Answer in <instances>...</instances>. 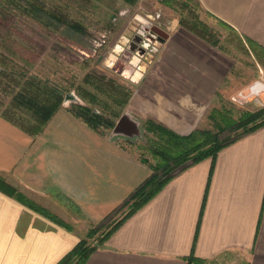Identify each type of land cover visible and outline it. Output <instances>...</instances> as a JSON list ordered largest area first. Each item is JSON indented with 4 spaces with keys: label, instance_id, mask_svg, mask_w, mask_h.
<instances>
[{
    "label": "crops",
    "instance_id": "obj_1",
    "mask_svg": "<svg viewBox=\"0 0 264 264\" xmlns=\"http://www.w3.org/2000/svg\"><path fill=\"white\" fill-rule=\"evenodd\" d=\"M197 1L264 50V0ZM135 36L123 37L121 52ZM163 45L147 95L132 100L146 97L147 115L187 136L233 65L177 24ZM125 140L92 129L66 102L37 133L0 110V176L73 228L0 191V264H57L119 209L153 173ZM85 264H264V126L171 179Z\"/></svg>",
    "mask_w": 264,
    "mask_h": 264
},
{
    "label": "rangeland",
    "instance_id": "obj_2",
    "mask_svg": "<svg viewBox=\"0 0 264 264\" xmlns=\"http://www.w3.org/2000/svg\"><path fill=\"white\" fill-rule=\"evenodd\" d=\"M32 6L40 7L41 12L46 10L60 21L33 13ZM145 19L168 34L177 24L229 55V64L233 65L229 83L203 106L201 122L195 130H209L221 138L242 135L243 129L230 127L264 108V91L256 94L252 90L257 82L264 85V50L213 18L197 0H135L134 3L125 0H0V68H6V75L0 73V110H8L10 117L30 126L32 113L15 106L12 98L18 90L16 81L21 84L27 78L34 79L64 94L63 103L69 108L74 109L73 104L80 103L116 122L126 114L139 121L141 136L125 140L124 144L139 160L148 161L143 163L149 167L157 165L159 140L153 131L146 129L145 122L148 119L160 122L146 114V97L139 96L138 100L132 97L136 91L147 95V73L158 66L166 41L156 43L157 53L146 52L138 59H131L127 50L119 49L123 37L131 39ZM73 26H80V30ZM139 68L145 77L136 83L140 74L135 72ZM104 79L110 80L108 85H102L104 87L122 86L132 92L124 107L95 89L96 83ZM87 91L97 94L99 103H92V95ZM125 94L121 91L116 95L122 100ZM118 113L120 116L115 118ZM113 129L101 127L99 131L109 134ZM127 210L123 205L117 209L110 216L109 226Z\"/></svg>",
    "mask_w": 264,
    "mask_h": 264
},
{
    "label": "trees",
    "instance_id": "obj_3",
    "mask_svg": "<svg viewBox=\"0 0 264 264\" xmlns=\"http://www.w3.org/2000/svg\"><path fill=\"white\" fill-rule=\"evenodd\" d=\"M125 1L128 3L135 2V0ZM32 10L35 14L39 12L42 15L45 14L50 18L53 17L55 20L60 21V18L54 17L55 15L52 16L51 13H47L46 10H43L42 13L40 7L35 6ZM73 27L80 30V26ZM249 42L255 44V42L251 40H249ZM3 68H0V73L6 75L4 74V72H6V68ZM104 81L102 80L101 82H97L95 89H97L100 93L104 92L107 96L112 97L119 107H124L128 103L132 92L122 86L104 87L102 85H108L110 80L106 81V79H104ZM16 84L18 90L12 100L15 103V106L25 108L32 113L33 123H31L30 126H25L10 117L7 112L8 110H5L4 114L16 124L27 129L29 132H40L51 120L54 114L62 107L64 94L42 82H36L31 78H27L21 84L16 81ZM121 91L126 92L124 95L125 98L122 100L116 95L121 93ZM86 93L88 95H92L90 100L92 103H99L97 94H92L89 91ZM73 105L75 110L70 108V112L77 118L82 119L94 130L99 131L101 127L113 129L117 123L115 120L107 118L104 113L95 111L91 106L80 103ZM120 114L121 113L115 114V118H118ZM145 126L148 131H153L156 134L160 144V149L156 151L160 162L157 165L150 166L153 170L152 175L123 203V207H128V210L121 219L115 221L111 226H109L111 219L109 216V218H107L104 222L90 228L86 236L81 238L76 246L57 264H85L95 251L105 246L108 239L130 216L160 193L171 179L205 159L211 158L214 163L220 150L247 134L263 127L264 108L259 112L248 116L242 122L234 123L230 129H243L244 132L242 135L238 134L234 137L228 138H221L218 134L202 129L194 130L189 135L182 136L161 123L157 124L151 119H148L145 122ZM144 161L145 160H143V162ZM145 163H148V161H145ZM0 191L15 198L22 204L67 228L68 230L73 229L71 225L65 223L45 208L29 200L26 196H24V194L9 184L2 176H0ZM191 260H194V257H191Z\"/></svg>",
    "mask_w": 264,
    "mask_h": 264
},
{
    "label": "water",
    "instance_id": "obj_4",
    "mask_svg": "<svg viewBox=\"0 0 264 264\" xmlns=\"http://www.w3.org/2000/svg\"><path fill=\"white\" fill-rule=\"evenodd\" d=\"M142 21H144L146 25L144 31L141 32V34H136V36L130 41L127 49H124V51L127 50L129 54L135 53L137 56L134 55V59H138L137 57L141 58L145 56L147 49L155 39L164 43L169 37V34L160 27L151 26V24L149 22H146V20ZM149 26H151V30L147 34L146 31ZM119 49L123 50L122 47H119ZM140 70L141 68L136 71V74H140L139 76H141L142 73L140 72ZM141 132L142 128L140 126V122L134 120L128 114L120 117L113 129L114 136H124L130 140L132 138L141 136Z\"/></svg>",
    "mask_w": 264,
    "mask_h": 264
},
{
    "label": "built area",
    "instance_id": "obj_5",
    "mask_svg": "<svg viewBox=\"0 0 264 264\" xmlns=\"http://www.w3.org/2000/svg\"><path fill=\"white\" fill-rule=\"evenodd\" d=\"M146 20V22H149L150 24H151V26H157L156 24H154L152 21H150L149 19H145ZM145 23H144V21H141V24H139V26L136 28V31H137V33L136 34H141V32H143L144 31V28H145ZM151 26H149L148 27V29H147V31H146V33L148 34L149 33V31L151 30ZM146 34V35H147ZM127 42H129V40H127ZM158 42V40L157 39H155L151 44H150V46H149V48L147 49V54L149 53V54H151V53H157V48H156V43ZM119 47H122V45L121 46H119ZM258 88H261L260 90H258ZM252 90L254 91V93H256V94H260L262 91H264V85L261 83V82H257L254 86H253V88H252Z\"/></svg>",
    "mask_w": 264,
    "mask_h": 264
},
{
    "label": "bare ground",
    "instance_id": "obj_6",
    "mask_svg": "<svg viewBox=\"0 0 264 264\" xmlns=\"http://www.w3.org/2000/svg\"><path fill=\"white\" fill-rule=\"evenodd\" d=\"M137 78H138V75H137ZM261 88H258V90H260Z\"/></svg>",
    "mask_w": 264,
    "mask_h": 264
},
{
    "label": "clouds",
    "instance_id": "obj_7",
    "mask_svg": "<svg viewBox=\"0 0 264 264\" xmlns=\"http://www.w3.org/2000/svg\"><path fill=\"white\" fill-rule=\"evenodd\" d=\"M176 22L174 21L173 24H175Z\"/></svg>",
    "mask_w": 264,
    "mask_h": 264
}]
</instances>
